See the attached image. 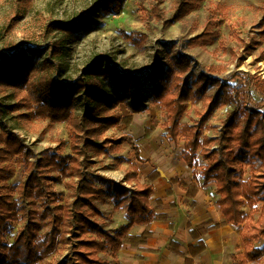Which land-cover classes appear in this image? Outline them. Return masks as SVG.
I'll return each instance as SVG.
<instances>
[{
    "label": "rangeland",
    "instance_id": "obj_1",
    "mask_svg": "<svg viewBox=\"0 0 264 264\" xmlns=\"http://www.w3.org/2000/svg\"><path fill=\"white\" fill-rule=\"evenodd\" d=\"M106 1L109 0H0V54L22 44L42 46L43 51H46L50 44L61 41L64 53L58 64L59 76L65 81L81 76L83 69L95 62L110 63L132 73L155 69L158 71L156 73H162L169 62L183 55L188 58L189 68L183 76L182 91H194V79L202 71H206L210 77L228 82L231 93L244 83L247 79L245 75L250 74L253 77L247 88L250 98L243 96V91L238 92L241 102L236 119L240 124L246 120L251 112L249 105H261L259 110L264 111V0H112L115 6L107 12L99 9ZM209 9H214L213 16H208ZM81 14H85V20ZM78 19L81 27L75 31H64L49 24L52 21L61 25L71 24ZM43 56L38 59L41 60ZM210 67L216 70L210 71ZM218 67L222 70H218ZM42 73L37 72L31 84L0 91V132H14L22 138L30 150L28 161L50 158L52 153L74 155L69 136L73 122L87 120L89 116L92 119L111 117V121L117 120V124L111 123L103 131L96 128L97 122L86 123L95 133L91 141L105 147L84 149L89 160L84 170L91 173V180L101 188L103 196L112 197L107 184L100 181L98 175L121 181L126 187L132 188L133 183L123 181L125 173L131 170L135 171L138 183L148 182L147 175L153 170L163 173H157V177L151 181L153 193L149 199L156 207L160 206V200L153 197L155 192L162 191L163 184L154 181L160 176L171 185L168 192L175 190L176 200L182 191L179 182L188 184L195 181L198 187L207 190L211 186L210 189L215 192L213 180L205 186L202 183L201 168L205 161L200 154H197L193 168L183 161L181 153L184 150V137L178 134L174 139L171 138L165 129L166 113L160 104L145 98L142 101L144 107L138 112H132L126 101L103 106L95 112H85L84 109H90L91 106L84 107L82 96L76 95L69 120L55 121L37 113L38 107L46 103L37 82ZM36 84L39 90L34 86ZM209 84L204 92L189 94L184 98L185 111L179 116L178 122L181 126L192 125L208 115L201 125V131L202 135L213 138L227 124L226 117L234 105L215 106L211 98L220 90L218 84ZM258 117L256 115L254 118ZM252 123L256 125L255 121ZM259 134L258 130L256 135ZM124 136L132 138L139 156L147 161L136 160L134 151L123 140ZM226 143L224 141L223 146L219 147L216 141H212L204 147L209 151H225L236 168L235 181L246 182L250 175L249 160L238 156L234 146L226 148ZM235 156L237 160L233 161L232 157ZM76 157L80 159L81 155ZM4 164L12 169V173L5 182H0L1 192L10 195L16 212V219L8 221L3 233L4 244L10 245L29 214L38 218V211H41L46 198L21 191L26 172L14 157L0 161V166ZM59 172L58 169L50 170L48 176L54 177ZM60 179L59 182H50L51 189L57 193V199L48 202L50 206L64 205L72 198V189L65 183L75 181V178L61 176ZM216 197L210 200L206 198V202H214ZM263 199L261 195L253 203V210L246 203L242 204L244 221L258 217ZM101 201L104 200L94 202L99 209L98 202ZM125 204L126 201L122 206ZM103 222L101 212L100 226L108 229ZM50 227V224L44 225L39 234L43 235ZM59 227L61 231L57 239L64 237L66 240L60 239L54 251L35 264H56L67 255L72 257L69 246L71 237L63 224ZM241 229L242 224L234 225L232 238L225 245L230 255L228 264H233L232 257L243 250ZM263 243L264 240H260L256 245L262 246ZM222 255L220 259L223 260ZM100 257L111 260L109 251L100 253ZM258 264H264V253Z\"/></svg>",
    "mask_w": 264,
    "mask_h": 264
},
{
    "label": "trees",
    "instance_id": "obj_2",
    "mask_svg": "<svg viewBox=\"0 0 264 264\" xmlns=\"http://www.w3.org/2000/svg\"><path fill=\"white\" fill-rule=\"evenodd\" d=\"M113 6L115 3L109 0L101 4L99 9L107 12L112 10ZM213 10L209 9L208 16H213ZM81 16L84 20L86 19L85 14ZM49 24L64 31H75L81 27L80 19L71 24L61 25L62 23L57 21ZM63 53L61 41L53 42L46 51H43L42 46L22 44L15 46L11 51L2 52L0 54V91L31 84L34 75L37 72H43L37 82L42 88V98L46 103L38 107L37 113L55 121L69 120L76 95L82 96L84 107L91 106L90 109H84L85 112H95L103 106L115 105L120 101L128 102L132 112H138L144 107L142 101L145 98L160 104L166 113L165 129L171 138L174 139L178 134L184 137V150L181 154L185 164L193 168L197 154L201 155L205 161L201 168L202 183L205 186L210 180L214 181L217 195L215 203L224 221L233 225L242 224L240 237L243 250L232 257L233 264L250 262L258 264L264 253V243L262 246L256 245L258 241L264 240V203L255 220L249 218L244 221V211L241 206L246 203L249 209L253 210L255 208L253 203L259 200L261 195L264 197V111L259 110L261 105H249L251 112L246 120L240 124L238 118L236 119L241 102L238 92L243 91V96L250 98L247 88L248 82H252L253 77L246 74L247 79L244 83L231 93L228 90L231 87L228 82L210 77L206 71H202L194 79V91L190 89L187 92L182 91L183 76L189 68V63L188 58L181 55L169 62L162 73H156L158 72L156 69L151 72L144 70L140 73H132L110 63L95 62L84 68L81 76L72 81H65L59 76L60 65H58ZM41 55L44 56L39 60ZM214 68L210 67L209 70H216ZM218 70L222 68L218 67ZM209 83L218 84L220 90L211 98L215 106L217 104L234 105L226 117L227 124L220 134L213 138L202 135L201 131V125L208 115H204L198 123L192 125L181 126L178 122L179 116L185 111L184 98L189 94L204 92ZM34 86L38 87V84ZM256 115L260 117L254 118ZM91 117L78 123L74 121L71 125L70 148L74 155L60 156L52 153L50 158L41 157L30 162L28 161L30 150L24 145L22 138L14 132H0V144H2L0 161L14 157L22 164L26 172L21 191L30 192L35 197L46 198L42 202L41 211H38V218L35 219L29 214L27 221L18 229L13 242L6 245L3 242V233L8 226V221L16 219V212L15 203L10 195L1 192L0 186V264H35L42 260L54 251L60 239L66 240L64 237L57 239V234L61 231L60 224L67 228V233L71 237L69 246L72 257L67 255L56 264H112L111 261L117 264L116 253L124 240L136 244L149 235V232L144 230L140 235L128 236V230L133 224H148L156 217H166L164 214H156L155 207L149 202L153 193L151 181L157 177V173L158 175L160 173L153 170L147 175L148 182L138 183L135 180V171L131 170L125 173L123 181L128 184L133 183L132 188L126 187L121 181L97 176L100 181L107 184L112 198L115 199L114 208H119L126 201L125 216L128 220L126 225L115 229H104L100 226L101 211L94 202L103 199V193L101 188L91 180V173L84 170L89 162L84 149L97 150L103 146L91 141L95 133L86 126V123L97 122L96 128L103 131L109 124H117V120L111 121V117H103V119ZM253 121L256 125H253ZM258 130L260 134L256 135ZM123 140L134 151L137 161H147L139 156L137 146L130 136H124ZM212 141H216L219 147L226 141V148L230 149L234 146L238 156L249 160L250 175L246 182L235 181L236 168L225 151H209L204 147ZM76 155H81V158L78 159ZM232 159L236 161L237 157ZM53 169H58L60 172L54 177H49L48 172ZM11 173L12 169L8 165H1L0 182H5ZM61 176L75 178V181L65 183L72 189V198L64 205L50 206L48 202H54L57 199V193L51 189L50 182L52 180L59 182ZM179 187L186 192L187 196H192L197 191L194 183L179 182ZM47 224L51 225L50 229L43 235L39 234L41 228ZM205 232V225H198L190 230L191 236L194 237ZM202 249L201 240L196 245L189 246L191 255ZM106 251L110 252V261L100 257V253ZM190 262V259L185 257V263L190 264Z\"/></svg>",
    "mask_w": 264,
    "mask_h": 264
},
{
    "label": "crops",
    "instance_id": "obj_3",
    "mask_svg": "<svg viewBox=\"0 0 264 264\" xmlns=\"http://www.w3.org/2000/svg\"><path fill=\"white\" fill-rule=\"evenodd\" d=\"M156 182L163 186L162 191L155 192L153 197L160 200V206L154 205L155 212L166 217H156L148 224H133L128 236L140 235L144 230L149 235L136 244L124 240L116 253L117 264H187L185 257L190 259V264H228L230 255L225 245L232 238L234 225L224 221L215 201L206 202V198L211 199L207 196L211 186L206 190L205 187H198L195 181L190 182L197 186V191L187 196L182 190L176 200L175 190L168 192L171 185L167 179L160 176ZM103 200L98 202V206L104 217L105 228L115 229L126 225L125 206L114 209L112 197L103 196ZM149 202L152 205V199ZM198 225H205L206 232L197 237L191 236L190 230ZM199 240L203 249L191 255L189 246L196 245ZM221 255L223 260L220 259Z\"/></svg>",
    "mask_w": 264,
    "mask_h": 264
},
{
    "label": "built area",
    "instance_id": "obj_4",
    "mask_svg": "<svg viewBox=\"0 0 264 264\" xmlns=\"http://www.w3.org/2000/svg\"><path fill=\"white\" fill-rule=\"evenodd\" d=\"M207 196L212 199L216 196V194L212 189H209L207 192Z\"/></svg>",
    "mask_w": 264,
    "mask_h": 264
},
{
    "label": "water",
    "instance_id": "obj_5",
    "mask_svg": "<svg viewBox=\"0 0 264 264\" xmlns=\"http://www.w3.org/2000/svg\"><path fill=\"white\" fill-rule=\"evenodd\" d=\"M160 174H161V175H163V173H162V172H160Z\"/></svg>",
    "mask_w": 264,
    "mask_h": 264
}]
</instances>
